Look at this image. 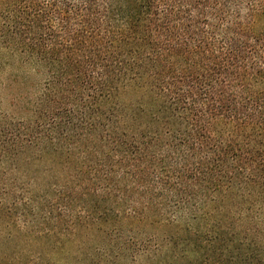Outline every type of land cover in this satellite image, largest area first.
<instances>
[{"label": "trees", "instance_id": "obj_1", "mask_svg": "<svg viewBox=\"0 0 264 264\" xmlns=\"http://www.w3.org/2000/svg\"><path fill=\"white\" fill-rule=\"evenodd\" d=\"M149 244L264 264V0H0V264Z\"/></svg>", "mask_w": 264, "mask_h": 264}, {"label": "rangeland", "instance_id": "obj_2", "mask_svg": "<svg viewBox=\"0 0 264 264\" xmlns=\"http://www.w3.org/2000/svg\"><path fill=\"white\" fill-rule=\"evenodd\" d=\"M142 248L146 249L147 245H143ZM148 250H149L148 252L143 253L139 249H134L132 254H134L136 251H140L141 252L140 256L133 257V259L129 257L126 263L127 264H201L200 261L201 254L197 252H193L186 247H179L178 249H176V251L180 252V254L175 253L177 257L173 256L174 253H172V251L171 252L164 251V253H166V256L165 257L163 256V258H161L159 254H155L156 251L154 250H157V248L153 244H149ZM181 251L183 252L181 253ZM182 254L185 256H183ZM206 257H209V260L213 259L211 255H207L205 256V258Z\"/></svg>", "mask_w": 264, "mask_h": 264}]
</instances>
